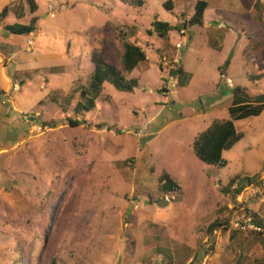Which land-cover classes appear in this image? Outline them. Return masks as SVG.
<instances>
[{"label": "rangeland", "instance_id": "rangeland-1", "mask_svg": "<svg viewBox=\"0 0 264 264\" xmlns=\"http://www.w3.org/2000/svg\"><path fill=\"white\" fill-rule=\"evenodd\" d=\"M39 1L36 28L19 35L3 24L28 23V16L12 13L22 10L24 0H0V9H9L0 20V42L23 45L31 39L61 50L66 62L42 70L39 81L28 77L22 84V77L14 76L9 82L22 84L15 94L21 98L35 82L38 91L49 89L42 104L19 111L0 102V264L52 259L55 264H264V243L249 213L264 220V107L258 116L236 122L243 137L223 152L225 166L205 165L191 148L212 120L229 117L225 106L232 87L240 86L250 98L264 93V59L253 52L256 61L242 56L251 52L245 42L234 56L240 60L232 57L230 72L220 78L216 65L224 53L206 46L204 28L192 26L183 35L175 29L168 38L148 32L154 19L179 26L196 0H169V9L163 7L168 0H143L140 6L118 0ZM210 17L208 11L206 23ZM61 29L70 32L67 44ZM117 34L147 55L128 75L138 86L123 92L105 83L95 107L75 113L80 89L89 84L91 57L106 48L104 58L119 64ZM177 42L182 47L175 48ZM173 59H179L174 68L182 63L185 69L180 84L170 73ZM259 72L260 80L249 79ZM64 81L73 82L69 91L68 83L59 87ZM7 88L1 86L0 95ZM70 92L73 97L65 100ZM51 94L55 101L48 100ZM34 111L39 112L34 123L54 126L30 131L25 115ZM69 119L80 124L71 126ZM162 171L179 190L166 195L158 190ZM234 175H258L262 185L235 194V184L225 189ZM216 218L228 219L230 229L214 230L212 237L206 227Z\"/></svg>", "mask_w": 264, "mask_h": 264}, {"label": "trees", "instance_id": "trees-1", "mask_svg": "<svg viewBox=\"0 0 264 264\" xmlns=\"http://www.w3.org/2000/svg\"><path fill=\"white\" fill-rule=\"evenodd\" d=\"M121 3H127L132 6H140L143 0H118ZM29 5L32 0H27ZM244 7L248 8L249 5L247 1L241 0ZM171 2L168 0L163 3V7L169 9ZM207 7V3L204 0H197L193 7V12L187 20L182 21L179 26L171 25L166 21L154 19L151 21L150 30L148 32L155 33L158 37L168 38V34L172 30H179L181 27L188 29L192 26H202L203 25V14ZM32 10V7H31ZM9 9L4 6L0 10V20L4 19L7 15ZM36 17H31L27 24L13 23V24H3V28L13 34H29L36 28ZM116 37H120L122 50L120 53L119 64L116 65L113 62L104 58V55H108L106 48H103L98 54L91 57V62L93 64L92 72L90 74L89 84L87 87L80 89L79 97L73 107L75 113L81 111H90L95 107V98L103 90V85L105 83L110 84L117 91L132 92L138 86V79L136 77H128V75L138 67L141 63L145 62L147 55L144 49L136 42L127 41L125 38L121 37L119 34ZM4 45V43L2 44ZM252 52L256 57H262L264 59V41L260 39H255L252 42ZM171 75L178 78V83L180 84L179 77L185 74V71L181 66L178 68H173L170 70ZM263 77V73L259 72L255 76H249L251 80H260ZM184 81H181V85ZM240 89V88H236ZM73 95L70 92L65 100L72 98ZM48 100L55 101L53 95L48 96ZM44 100H40L39 105L43 103ZM45 102V101H44ZM264 106L258 107L256 109L247 111V114L257 115ZM234 112L231 113V117ZM71 126H77L80 123L77 120H68ZM53 121L42 122L41 125L53 127ZM243 133L237 131L234 123L231 119H214L210 124L198 135H196L192 141L191 148L194 155L199 161L205 165H210L214 167H223L226 164L223 158V152L231 149L241 138ZM235 184L233 192L239 194L245 187L249 185L261 186L262 179L258 175H234L232 176L225 189L230 191V187ZM157 188L164 195L179 190L178 183L170 176L169 173L162 171L157 178ZM252 219V223L260 228V232H257L261 236V243H264V220H260L256 217L253 212H249ZM228 230L230 229V222L227 220H221L216 218L210 222L206 227V232L210 236L214 237V230ZM214 239V238H212ZM50 264H55L54 259L51 260ZM263 264V263H262Z\"/></svg>", "mask_w": 264, "mask_h": 264}, {"label": "crops", "instance_id": "crops-1", "mask_svg": "<svg viewBox=\"0 0 264 264\" xmlns=\"http://www.w3.org/2000/svg\"><path fill=\"white\" fill-rule=\"evenodd\" d=\"M204 1H206L207 7L203 14V25L200 27L204 28L203 35H205V44L208 48H211L214 51L224 53L220 62L216 65L219 77L222 78V73L226 75L227 72H230L232 57L236 55L240 56V52L238 51V49L242 47L243 44H246L245 42L249 44L251 52H249L247 55H245L244 53L242 56H245L246 58L251 55L250 57H253L256 61L255 56L252 54V42L254 39L264 40V0H245L249 5L248 8L244 7L241 0ZM24 2L25 4H23L22 10L19 13H16L15 10H13L12 13H14L16 18L28 16V22L30 21L31 17H36L38 21V16L36 14L38 10L42 9L43 3L39 5V0H32V3L30 5L27 0H24ZM208 11L210 12L211 17L209 22L206 23L205 15ZM22 12L24 13L22 14ZM45 16H47L46 13ZM242 22H247L250 26H252L255 30L254 34L256 36H249V33L243 29ZM227 24H229L232 29H228ZM61 30L64 32V39L66 40V44L69 43V40L65 36H68L70 32L64 31L63 29ZM251 34H253V32H251ZM28 40L31 41L30 44H28ZM0 44L2 45L3 42H0ZM3 46L4 47L0 46V60L4 58L7 59V62L5 65L0 64V87H8L7 90L10 89L11 84L9 85V82L14 76H21L23 79L21 81L22 84H24V78L28 77L32 79H34V77H37L36 81H39L40 72L42 70L57 67L60 62H65L59 57V55L62 53L61 50H56L48 46H37L35 45V41L31 39H27L26 44L23 45L21 43L7 42V44L4 43ZM239 56H237V58L234 57V60H240ZM226 59L228 60L226 61ZM66 61L70 62V59L68 58V60ZM262 63L264 64V62ZM181 65L183 70L185 71L182 63ZM67 83V90L69 91V87H73V82L68 81ZM67 83L66 81H64L63 84L59 85V87L64 88L65 84ZM228 84L230 85V87L233 86L230 83ZM40 87L41 89L44 88V86L42 85H40ZM236 88H240V86L232 87L233 90L230 95L231 98L227 101V105L225 106V109L227 110L229 115L227 119H231L234 123V126L238 121H245L249 120L252 117L258 116L262 113L263 109L257 115H245L247 111L264 106V93L260 92L259 96L262 97V99H257L258 96L250 98L246 94V92H243L242 88ZM21 89L18 92H21ZM27 90L28 92L24 93V96L22 98L15 95L17 92L14 93V99L12 98L8 104L10 106L13 105L15 110L28 111L36 104H38V102L44 95L49 93V89L45 91H38L36 82L30 84V86H27ZM32 94L37 95H35L33 98H30ZM1 97L2 94L0 95V98ZM17 104L19 105V107L17 106ZM9 105H5L4 107L6 108ZM36 112L39 114L38 111ZM233 112L234 115L231 117V113ZM35 120L36 118L33 117L27 121L31 124V126H33L36 124L34 123ZM45 128L46 126L43 129Z\"/></svg>", "mask_w": 264, "mask_h": 264}, {"label": "built area", "instance_id": "built-area-1", "mask_svg": "<svg viewBox=\"0 0 264 264\" xmlns=\"http://www.w3.org/2000/svg\"><path fill=\"white\" fill-rule=\"evenodd\" d=\"M49 9H50V11H52L54 8H52V6H50ZM50 14H51V16H54V13H53V12H50ZM185 31H186V29H185L184 27H181V28L178 30L179 34H181V35L185 34ZM28 43L30 44L31 41L28 40ZM174 46H175V48H180V47H182V45H181L180 43H178V42L175 43ZM178 60H179V59H173V63H174V64L170 66V69H171V68L173 69V68L175 67V65H177V63L179 62ZM163 62H164V65H166V61L163 60ZM228 80H229V79H227V81H228ZM228 83H230V81H228ZM20 89H21V83H20V82H18V81H14V82H12V83H11V86H10V89L7 90V91L2 95V98H1V101H0V102H1L3 105H6V103L10 102L11 97H12V94L18 92ZM38 115H39V114L36 113V112H29V113H27V114L25 115V119L29 120V119H31V118H33V117H37ZM35 125H36V126H35ZM35 125L31 126L30 131H34V130L40 131L41 129H43V128L45 127V126L42 127V125H41V126H38L37 124H35ZM254 229H256V230H260V228H259L258 226H256V225L254 226Z\"/></svg>", "mask_w": 264, "mask_h": 264}, {"label": "water", "instance_id": "water-1", "mask_svg": "<svg viewBox=\"0 0 264 264\" xmlns=\"http://www.w3.org/2000/svg\"><path fill=\"white\" fill-rule=\"evenodd\" d=\"M257 99H262V97L258 96Z\"/></svg>", "mask_w": 264, "mask_h": 264}]
</instances>
